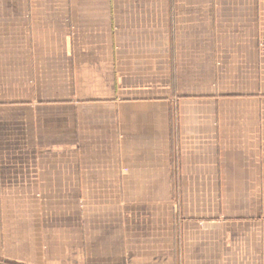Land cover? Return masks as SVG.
<instances>
[{
  "label": "crops",
  "instance_id": "1",
  "mask_svg": "<svg viewBox=\"0 0 264 264\" xmlns=\"http://www.w3.org/2000/svg\"><path fill=\"white\" fill-rule=\"evenodd\" d=\"M0 264H264V0H0Z\"/></svg>",
  "mask_w": 264,
  "mask_h": 264
}]
</instances>
